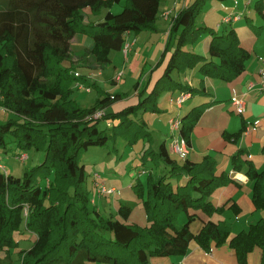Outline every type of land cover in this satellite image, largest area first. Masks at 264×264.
<instances>
[{"label": "trees", "instance_id": "trees-1", "mask_svg": "<svg viewBox=\"0 0 264 264\" xmlns=\"http://www.w3.org/2000/svg\"><path fill=\"white\" fill-rule=\"evenodd\" d=\"M162 1L8 0L0 9V108L15 116L0 122V149H6L8 137H12L22 150L46 152L44 162L22 177L0 168V257L10 264L11 250L18 245L16 234L22 228L35 234L37 240L31 249L20 252L21 264H148L155 256L185 255L192 241L209 253L213 246L228 243L240 264H246L256 248L264 250V220L234 236L225 221L212 220L224 207H216L211 195L233 182L229 173L218 175L212 156L200 163L177 161L166 142L157 150L149 148L143 160L148 155L161 158L169 170L158 179L150 174L146 184L137 180L132 185L140 198L148 195L144 201L147 226L129 223L131 209L126 205L119 208L121 220L104 216L91 200L81 164L86 150L103 146L110 139H123L130 146L147 136L151 140L142 115L161 112L158 100L163 92H200L176 81L175 73L199 68L206 77L232 82L245 71L251 56L235 29L225 28L220 34L197 23L204 7L213 0L191 1L175 17L159 65L175 47L162 77L148 95L144 89L136 103L111 110L125 94L106 92L94 106L82 107L73 97L75 90L81 92L77 82L103 90L87 76L77 77V70L106 69L112 63L111 54L123 49L126 33L156 30ZM121 2L119 14L108 11L102 22H85V8L97 15ZM258 5L262 17L263 1ZM79 35L91 36L94 43L74 62L71 44ZM205 35L211 37V60L188 50ZM138 87L137 83L135 89ZM208 104L194 107L182 117L176 115L182 121L181 135L189 144ZM100 110L105 116L92 118ZM101 120L111 123L107 125L111 135L99 129ZM243 132L228 139L237 140ZM246 155L245 149H240L232 165L235 171L247 166L246 175L253 184L252 201L257 210H264V169L258 170L252 161L243 159ZM40 175L48 180L45 187L38 181ZM182 213L187 222L180 226L177 221ZM235 213H239L236 207ZM197 222L202 228L194 232L192 226Z\"/></svg>", "mask_w": 264, "mask_h": 264}, {"label": "crops", "instance_id": "crops-1", "mask_svg": "<svg viewBox=\"0 0 264 264\" xmlns=\"http://www.w3.org/2000/svg\"><path fill=\"white\" fill-rule=\"evenodd\" d=\"M184 1L185 0H179L176 7L175 0H169V2L168 0H163L161 6L163 3H165V7L161 11V13H164L165 11L167 12L173 6L174 10H171L173 16L174 14H176L177 8L178 12L185 9L183 4ZM190 2L191 1H189L187 4H189ZM5 6L6 4L3 7ZM209 7V10H213L216 16L219 14L218 20L216 21V28L212 26L209 27L210 25L207 24L209 28L214 29L220 34L225 28L227 30L230 28L235 29L239 36L242 46L250 53V57H252V53H258V51L256 50V45L259 43V40L262 36L263 26H260V30L256 31V35H254V38L256 39H253V37L249 36L251 40L250 44H243L242 39L244 38L242 37V35H240V33L243 32L245 29L243 27H240L239 25L244 19H250V17L252 16L250 10V2H246V4L242 5L240 4V2H238V0H213ZM108 11L116 13L112 8L108 10L106 9L105 11H102L98 14L99 21L93 24L102 22L104 16ZM237 15L242 16L239 21L225 23L224 20L227 17H235ZM262 17L264 18V16ZM168 22L169 20L159 18L155 24L156 30L152 31L156 33L159 37V42H157V45H155L153 50L151 51L154 54V57L157 54V51L155 50L156 47H158L157 50H159L161 48V41L165 40L166 35L170 33ZM142 34L143 32H129L127 34L126 39L127 41L129 40L132 42V47L128 56L125 57L124 55L125 61L127 62L125 68L130 69V72L132 74H136L138 79L137 83L139 84V87L138 89H135L134 86V89L128 92L127 94H125V92H119L125 94V97L122 100L116 102L114 105H112L111 110H120L130 104L136 103L139 100V93L142 92L144 89H146L145 95H148L154 88L157 81L162 77L168 60L170 59L171 52L168 53L163 64H157L151 69L150 72H146L145 65L147 63V60H145L144 56L148 53L149 46L147 45V42H141V40L143 36H145L147 40H150L153 35ZM76 38L77 37H75L73 41H79ZM210 41L211 37L207 35V37H204L203 45L201 48L202 50H199L200 45L196 47H193L192 45L189 47L188 50L202 55L208 60H211L208 52V44L210 43ZM137 46H139V48L137 49V51L139 52H136L134 54ZM118 52L123 53L122 50ZM80 53H82V51L78 52L75 55L77 56ZM72 54L74 55L73 52ZM131 56L132 58L130 59ZM113 58H116V55L112 57L111 64H114L113 68L117 69L115 60H113ZM262 67V63L259 62L258 59L250 61L248 60L246 62L245 71L242 73V75H240L236 80L232 82H226L220 79L206 77L202 75V73L199 71V68L187 70L186 72L181 74L175 73L174 79L176 81L194 90H199L200 92L194 94L191 93V97L185 101L180 110L174 107L173 98L177 96L181 91L175 92L173 94L170 93V96L169 98H167L166 102L162 103L166 105V108L163 109L161 106L165 105L160 106L159 104V109L161 112L151 113V116H153V114L167 113L166 115H159L158 117H153L154 119L152 125L158 127L157 125L160 124V121L163 120L164 117L167 119V121H170V119H172L179 113V116L182 117L186 115L192 108L209 103L206 111L200 118L191 135V153L188 159L194 163H200L206 156H212L217 162V174L219 175L225 172L229 173V175L232 177L233 182L223 187L217 188L211 195V201L216 207H224V210L222 212L215 213L212 216V220L215 222L225 221L231 227L232 236L236 235L241 231H246L252 224L257 223L260 220H264V210H257L252 201L253 184L252 182H250L249 178L246 175L247 166L244 167L241 171H235L232 165L233 156H235L240 149H245L247 155L243 159H248L252 161L258 170L264 169V91L261 89L262 84L260 75V70L262 69ZM82 69L79 70H81L83 74L87 76ZM85 70L90 72V70L88 69ZM101 71L102 70H99L98 72L100 73ZM90 75L87 77L91 81H94L92 79L93 75ZM94 82H96L98 85L97 81ZM119 82H123L122 78L118 80V78L116 77L113 78L109 83L115 85ZM251 84H254V87L252 89H250ZM84 93L90 94L91 92H82L81 94ZM109 94L112 93L110 92ZM197 95H200L201 97H198ZM234 96H244L246 100V111L244 114L240 115L235 112V109L231 103L232 97ZM76 99H78V97ZM188 102V106L185 107L184 105H186V103ZM146 114L142 115V119L148 126L149 134H152V131L150 130V123L147 122L148 120L146 121ZM167 121L164 130H161L158 127V134L161 136V139L157 138V143L155 147L156 150L159 148V145L163 142H166V145L169 149L167 139H171L172 132L168 128L169 122ZM258 121H260V123L256 125V122ZM249 126L252 127V129L247 133L246 129ZM242 130L244 132L237 140H234L233 138L228 139L229 135L239 133ZM152 138L154 140L153 136ZM106 203L111 205L110 200ZM235 207L238 208V214L235 213ZM201 228L202 223L200 222H197L192 226V230L194 232L200 231ZM263 253L264 250L262 248H256L248 256V261L246 264H261ZM85 264L108 263L86 262ZM148 264L240 263L237 260L235 251L229 246L228 243L221 247L213 246L211 254H209L203 248H201V246H199L195 241H192L185 255L155 256L149 260Z\"/></svg>", "mask_w": 264, "mask_h": 264}, {"label": "rangeland", "instance_id": "rangeland-1", "mask_svg": "<svg viewBox=\"0 0 264 264\" xmlns=\"http://www.w3.org/2000/svg\"><path fill=\"white\" fill-rule=\"evenodd\" d=\"M8 0H0V9L3 8L5 4H7ZM125 0H123L124 2ZM195 1V0H191ZM258 1H264V0H238L240 4L244 5L246 2L251 3V13L252 16L250 19H244L242 23L239 25L240 27H243L245 30L240 33L244 39H242L243 44H250L251 40L250 37L254 38V35H256V31H259L260 26H263L264 29V18L261 17L258 12ZM123 2L120 4H115L112 6V9L114 10V14H119L123 10ZM169 2V0H168ZM212 2V1H211ZM211 2L207 3V5L204 7L202 13L197 19V23L200 26L203 27H215L216 28V21L218 20L219 14L216 16L214 14L213 10L210 9ZM229 4V2H228ZM189 4H187L188 6ZM227 5V4H226ZM187 6L185 8H187ZM165 7V3L162 4L159 18H162L163 8ZM106 10V9H105ZM103 10V11H105ZM173 9V6L170 10L167 12H170ZM166 12V11H165ZM83 13L85 14V22L86 23H95L99 18V15L93 14L91 8H85L83 10ZM175 16V14L173 15ZM208 24V25H207ZM169 30H171V22H168ZM262 29V36L259 40V43L256 45V50L258 53H252V57L249 58L250 60H256L258 59L259 62L262 63L264 61V30ZM142 35H153L150 40H147L145 36L142 37L141 42H147V45L149 46L148 53L144 56L145 60H147L145 71L150 72L153 67H155L158 64L159 59L162 57L163 51H165L169 39V34L166 35L165 40L161 41V48L159 50L158 47H156L157 54L154 57V54L151 52L155 45H157V42H159V37L156 33L152 32L151 30L142 31ZM254 33V34H253ZM204 37L197 41L195 44H193V47L200 45V49L202 50L203 40ZM79 41H73L71 45V50L74 53V62L77 60V54L80 51H83L86 48H91V46L94 43V40L91 36L87 35H79L77 38ZM129 41V40H128ZM131 42V41H129ZM132 43V42H131ZM206 43V42H205ZM210 44V43H209ZM208 44V45H209ZM207 45V46H208ZM174 45L170 49L168 53L173 51ZM139 46H137L134 54L137 51ZM189 49V47H188ZM256 51V52H257ZM209 52V47H208ZM116 58H113L115 60V64L117 66V69H114V64H110L106 69L102 70L100 73L98 70H90V72L86 71L85 69H82L84 73L89 76H92V79L94 81L98 82V86L101 88V90H104L105 92L101 91L99 92L98 88H95L91 91L90 94H81L82 92H78L75 90L73 97L77 98L79 103L83 107H92L97 103V100H100L104 98L107 94L106 92H111L112 94H117L119 92H125L127 94L131 90L134 89V86L137 84V76L136 74H132L130 72V69H126L127 62L124 58V53L122 52H113L111 54V57L115 56ZM132 55V54H131ZM168 55V54H167ZM132 56L130 57V59ZM81 75H84L81 70H77ZM117 71V72H116ZM90 73V74H89ZM102 73V74H101ZM123 80V82H119L118 84H111L109 83L113 78L120 77ZM101 75V76H100ZM170 93L169 92H163L158 100V104H162L163 102H166L167 98H169ZM198 97H201L200 95H197ZM189 102L184 105L185 107L188 106ZM163 109L166 108L165 106H161ZM0 112V122L3 123L4 121L8 119L15 118V116L7 111L6 109L1 108ZM167 114V113H166ZM165 113L161 114H153L151 116V113L146 114V121L150 123V130L152 131L151 140H148L150 138L149 136L146 137V140H143L139 143H136L133 146L128 145V143L123 139H118L116 142L114 140H109L105 145L103 146H94L90 147L88 150H86L82 154L81 158V164L85 167V174H86V186L89 190V194L91 197V200H94L93 203L97 207L98 210L101 211V213L104 216H111L113 215L115 218L121 219L119 217V208L121 205H126L130 210L129 212V218L127 219L129 223L138 224L139 226H147L148 220L146 215V209L144 201L147 199L148 195L145 193L144 198H140L135 191V189L132 188V185L138 182H141L142 184H146L149 178V175L152 174L154 177L158 179L159 176H162L167 170H169V166L167 163L158 157L148 155L145 161L143 160L144 156L147 154V150L149 148L155 149L157 138L161 139V136L158 134V127L161 130H164L166 127V121L167 119L164 117L161 118L163 120L160 121V124L157 125L158 127L152 125L153 124V117H158L159 115H166ZM169 122V121H167ZM148 123V124H149ZM98 127L100 130L105 131L108 135L112 134V130L107 128V123L104 120H101L98 122ZM168 128L170 129L169 125ZM170 132V130H169ZM154 137V140L152 138ZM171 136V135H170ZM167 144L170 146L171 139H167ZM9 145L6 149H0V164H2L6 171L15 177H22L26 171H31L32 169L36 168L40 164H42L46 157L45 151H37L35 148H31L28 150H22L18 147L16 142L12 137H8ZM152 150V149H151ZM171 153V152H170ZM27 155L26 161H21L18 157L22 155ZM173 158H175L177 161L182 162V160L171 153ZM141 172H146L145 174H140ZM95 174H99L102 177L103 181L107 182L108 187H115L118 191L115 196H99L96 194V180H95ZM38 181L42 184L43 187L47 185V178L44 175H40L38 178ZM111 201V205L107 204L106 202ZM187 222V216L182 213L177 221V225L183 226ZM37 237L35 234L26 231L24 228H22L21 232H18L16 234V241L18 242V245L15 246L11 250V261L12 264H21L20 262V252L21 251H27L33 247L34 243L36 242ZM6 254H1L2 257H4ZM0 264H10V262L7 259L0 257Z\"/></svg>", "mask_w": 264, "mask_h": 264}, {"label": "built area", "instance_id": "built-area-1", "mask_svg": "<svg viewBox=\"0 0 264 264\" xmlns=\"http://www.w3.org/2000/svg\"><path fill=\"white\" fill-rule=\"evenodd\" d=\"M191 1V0H185L184 1V8L187 6V3ZM179 0H175V6L177 7ZM178 8H177V12L175 14V16H172V12H164L162 17L165 20H169V22H171V27L173 25V22L175 20V17H177L178 14ZM241 15H237L235 17H227L224 21L225 23H232V22H236L239 21L241 19ZM128 33L125 34V37L127 36ZM131 47H132V43L128 42L126 40L124 46H123V53L125 55V57L128 56L129 52L131 51ZM81 73H76V76L78 77ZM121 75L120 77H118V80L121 79ZM260 75H261V89L264 91V61H263V67L260 70ZM76 88L81 91V92H91L92 89L90 87H88L86 84L82 83V82H77L76 83ZM254 87V84L250 85V89H252ZM191 92H180L177 96H175L173 98V104L174 107L176 109H181L182 105L185 103V101L187 99H189L191 97ZM231 103L235 109V112H237L238 114H244L246 111V100L244 98V96H234L232 97ZM1 109V108H0ZM105 116V111L104 110H100L97 111L92 118L94 119H101ZM260 123V121L256 122V125H258ZM108 126H111V123L108 122L107 123ZM169 126H170V130L172 132V137H171V142H170V146H169V150L172 154L178 156L181 160H187L190 156L191 153V146L190 144L187 142V140L181 135V128H182V121L181 118L179 116L173 117L172 119H170L169 121ZM252 129V127H247L246 132L248 133L250 130ZM254 129V128H253ZM19 159L21 161H26L27 160V155H22L19 156ZM1 169H4L5 167L0 165ZM146 172H141L140 174H145ZM95 180H96V194H98L99 196H115L117 193V189L114 187H108L106 182L102 180L101 175L99 174H95ZM94 201V200H93ZM209 253V252H208ZM211 254V252L209 253Z\"/></svg>", "mask_w": 264, "mask_h": 264}]
</instances>
